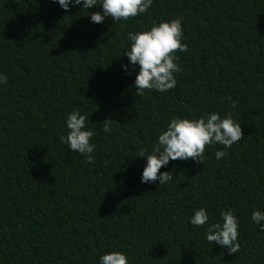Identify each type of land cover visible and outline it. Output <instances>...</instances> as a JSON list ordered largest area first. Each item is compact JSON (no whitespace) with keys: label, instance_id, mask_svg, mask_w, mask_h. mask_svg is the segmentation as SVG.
Wrapping results in <instances>:
<instances>
[{"label":"trees","instance_id":"16d2710c","mask_svg":"<svg viewBox=\"0 0 264 264\" xmlns=\"http://www.w3.org/2000/svg\"><path fill=\"white\" fill-rule=\"evenodd\" d=\"M96 11L0 0V264H99L111 251L129 264H264V221L251 220L264 212V0H153L144 15L99 24ZM172 19L189 49L177 53V85L135 96L127 33ZM73 111L94 132V164L60 142ZM212 112L232 113L243 139L206 147L203 164L170 161L166 185L142 183L138 150L150 152L173 116ZM200 208L209 223L233 210L238 253L190 223Z\"/></svg>","mask_w":264,"mask_h":264},{"label":"clouds","instance_id":"9594fccd","mask_svg":"<svg viewBox=\"0 0 264 264\" xmlns=\"http://www.w3.org/2000/svg\"><path fill=\"white\" fill-rule=\"evenodd\" d=\"M56 2V0H53ZM60 6L70 10L72 6L83 3V9H90L102 5V11L90 13L93 23H102L105 17L113 21H128L148 12L153 0H58ZM184 32L181 19L163 21L153 24L148 30L128 32L127 39L131 42L130 50L126 55L133 66L138 65L139 71L135 79V96L143 97L148 91L161 93L172 90L177 85L176 73L183 71L177 63L180 59L179 52L189 51L188 45L183 43ZM127 65L124 66L127 70ZM8 77L0 74V84H7ZM230 107L235 109L238 101H232ZM188 111L191 108L186 106ZM68 133L60 137V142L66 144L73 152H78L86 157V163L94 164L95 157L92 153L96 145L92 143L94 132L86 130V116L79 111L68 114L66 120ZM113 120L106 119L102 123L103 131L112 132ZM244 133L241 123L233 119V114L228 113L224 118L219 113H207L200 118L190 119L173 116L166 126V130L158 136L156 144L149 152L141 148L137 157L147 160L143 170L142 183L150 184L157 181L166 185L173 177L171 172H161L170 161L193 160L202 163L205 159L206 147L216 144L231 148L234 143L243 139ZM226 151H216V158L227 156ZM222 222L209 223V214L206 208H200L190 218L193 226L207 225L206 238L208 243L216 244L228 250V255L238 253L241 245L239 238V220L232 209L220 212ZM251 220L257 224L264 221V212L254 211ZM264 231V224H261ZM99 264H129L128 256L123 251H111L100 257Z\"/></svg>","mask_w":264,"mask_h":264}]
</instances>
